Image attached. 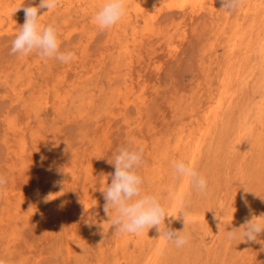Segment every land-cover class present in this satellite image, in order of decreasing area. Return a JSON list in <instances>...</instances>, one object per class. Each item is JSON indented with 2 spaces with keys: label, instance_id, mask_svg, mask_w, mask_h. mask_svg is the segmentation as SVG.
<instances>
[{
  "label": "rangeland",
  "instance_id": "rangeland-1",
  "mask_svg": "<svg viewBox=\"0 0 264 264\" xmlns=\"http://www.w3.org/2000/svg\"><path fill=\"white\" fill-rule=\"evenodd\" d=\"M171 1L126 0V15L105 30L93 20L104 0L41 9L40 24L55 26L61 50L75 53L62 64L10 54L25 20L17 8L40 0H0L7 264H264V232L257 242L226 236L264 219V0L233 11L221 0ZM126 146L144 149L143 193L171 216L181 200L170 193L183 198L185 246L163 241L155 227L120 234L106 215L108 161ZM177 160L207 179L206 195L175 177ZM165 224L184 228L182 216Z\"/></svg>",
  "mask_w": 264,
  "mask_h": 264
},
{
  "label": "clouds",
  "instance_id": "clouds-1",
  "mask_svg": "<svg viewBox=\"0 0 264 264\" xmlns=\"http://www.w3.org/2000/svg\"><path fill=\"white\" fill-rule=\"evenodd\" d=\"M241 2L242 0H221L222 9L233 11ZM59 4L60 0H40L38 6L24 5L17 8L16 11L23 9L25 20L11 42L10 54L28 56L35 52L42 59H55L62 64H68L75 59L73 51L61 50L58 29L53 25L42 26L40 24L42 16L39 14L40 10L52 11ZM126 11V0H104L93 20L100 30L109 29L126 15ZM143 151V147H121L117 150L113 160L108 161L114 166L115 171L111 174V183L102 191L106 201L104 211L120 234L140 235L144 230L155 227L163 241L173 243L177 248L183 247L189 242L188 236L184 234L187 215L183 210V198L170 193L173 199L181 200L180 214L171 216L156 195L142 192L143 178L137 173V169L142 165ZM172 167L175 177L188 182L197 193L207 194V179L196 170L191 162L185 163L183 160H177L173 162ZM6 183L7 177L0 175V187ZM49 200L48 197L45 198V202ZM110 210H114L115 215H109ZM180 216L184 220L182 231L166 226V217L179 219ZM258 218L260 217L246 220L240 227L243 229L242 233L235 228L227 231V239L237 240L242 236V241L257 242L258 235L264 232V219ZM170 223L171 220H169ZM218 226L220 230V225ZM0 264H7V261L0 258Z\"/></svg>",
  "mask_w": 264,
  "mask_h": 264
},
{
  "label": "bare ground",
  "instance_id": "bare-ground-1",
  "mask_svg": "<svg viewBox=\"0 0 264 264\" xmlns=\"http://www.w3.org/2000/svg\"><path fill=\"white\" fill-rule=\"evenodd\" d=\"M68 1V0H67ZM171 1V0H170ZM184 1V0H183ZM186 1V0H185ZM176 2V1H175ZM174 2V3H175ZM180 2H182V0L180 1ZM169 3H171L172 4V1L171 2H169ZM70 4V3H69ZM118 26V24H116L115 26H113L112 28H114V27H117ZM113 30H116V29H113ZM223 95V94H222ZM217 101V100H216ZM219 104H220V102H219ZM218 106H220V105H218ZM214 110V109H213ZM209 113V112H208ZM210 113H211V110H210ZM213 113V112H212ZM218 112H217V110L216 111H214V113L212 114L213 116L210 118L209 117V119H206L207 120V127L209 126V124H211V121L218 115L217 114ZM206 117V116H205ZM208 118V117H207ZM203 128H205V127H203ZM204 131V130H203ZM172 214V213H171ZM170 215V214H169ZM140 235H137V237H139Z\"/></svg>",
  "mask_w": 264,
  "mask_h": 264
}]
</instances>
